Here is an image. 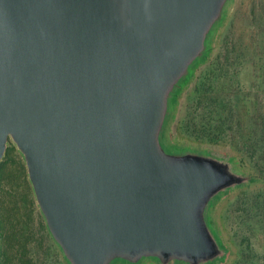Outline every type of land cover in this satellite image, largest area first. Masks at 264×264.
<instances>
[{"label":"water","instance_id":"water-1","mask_svg":"<svg viewBox=\"0 0 264 264\" xmlns=\"http://www.w3.org/2000/svg\"><path fill=\"white\" fill-rule=\"evenodd\" d=\"M235 0H0V162L12 143L65 264H220L239 160L170 136Z\"/></svg>","mask_w":264,"mask_h":264},{"label":"trees","instance_id":"trees-1","mask_svg":"<svg viewBox=\"0 0 264 264\" xmlns=\"http://www.w3.org/2000/svg\"><path fill=\"white\" fill-rule=\"evenodd\" d=\"M257 5L261 9L259 15L255 12ZM251 12L252 24L255 25L256 31H264V0H254ZM262 36L253 40L256 48L263 51V63L260 68L264 76V35ZM233 50L232 39H219L217 34L210 56L198 65L195 74L177 95L176 109L170 123V136L178 145L212 146L225 144L228 140L230 144L239 146L237 149L243 152L241 159L249 158L257 164L256 180L260 185L252 189L241 188L236 193L234 208L230 211L233 215H228L229 222L223 220L221 214L219 216L223 221L215 224L225 243L231 240L235 245V240L239 239L244 245L243 251L235 253L230 248V255L220 264L226 261L229 264H264V109L261 108L257 112L253 100V113H247L246 119L240 116L237 101L240 93L234 84H225L224 81L227 77L234 80L235 74L238 73ZM245 105L249 106V103L246 101ZM238 138H242V143ZM13 150L15 147L10 143L0 162V264H60V252L49 237L39 211V236L35 235V232H29L32 220L30 213L36 206L29 183L28 190L15 195L14 186L19 175L11 172L5 174L8 172L6 164ZM21 172L26 180L23 164ZM2 190H8L15 198L12 205L7 206ZM18 196L19 199H16ZM26 205H32V208ZM23 209L25 210L22 211ZM27 212L28 215H25ZM254 222L260 229L257 238H260L262 250L259 253L255 252L252 246V238L256 234L253 232ZM32 242L38 246L36 249L31 248Z\"/></svg>","mask_w":264,"mask_h":264},{"label":"rangeland","instance_id":"rangeland-1","mask_svg":"<svg viewBox=\"0 0 264 264\" xmlns=\"http://www.w3.org/2000/svg\"><path fill=\"white\" fill-rule=\"evenodd\" d=\"M254 0H235L232 8L227 15L224 23L220 26L217 34L218 38L221 39L223 37L231 38L233 47H234V55L235 64L238 68L237 75L235 74V79L230 80V78H225V84L228 82L234 84L237 90L240 93L239 99H237L239 103V112L242 118L246 119L247 113L252 114L254 110V101L256 104V111L264 109V76L262 74V70L260 66L262 65L263 51H259L260 48H256L257 45L253 39L262 38L264 35V31L261 30L260 33L256 31L255 25L252 24L251 20V9L253 6ZM257 1V0H255ZM255 12L261 13V9L258 5L255 7ZM221 29V30H220ZM220 31V32H219ZM216 34V37H217ZM256 48V49H255ZM258 51L255 53L254 51ZM210 56V55H209ZM208 56V57H209ZM253 60H252V59ZM206 60V59H205ZM204 60V61H205ZM202 61V62H204ZM203 65V64H202ZM198 67V66H197ZM196 67V69H197ZM196 69L193 75L196 72ZM254 100V101H253ZM249 103L245 105V102ZM173 126V122L171 124V129ZM180 141V140H177ZM238 141L242 143V138H238ZM204 148L211 149L218 152L228 153L230 155H234L240 162L239 166L241 169L249 172L255 179L258 177V166L254 164V162L250 161V159L243 160L241 159V155L243 156V152L238 150L236 144H230L227 140L225 144L222 145H201ZM236 146V147H235ZM246 154V153H245ZM21 164L24 165L20 155L17 150H13L10 154V159L7 161L6 168L7 171L5 174L8 175L11 173H17L19 176L15 183H17L14 187L15 195H20L23 191L28 190V180L24 179V175L21 172ZM25 167V166H24ZM260 185L259 182H255L251 186L243 187L252 189L254 186ZM240 189L233 191L226 196H223L220 201L217 203L216 208L214 210V221L221 222L225 220L227 223L229 222L228 215L232 216V209L234 208V200L236 199V193L239 192ZM2 195L5 198V202L7 206L12 205V201L15 199L8 190H2ZM229 195V196H228ZM32 196V194H31ZM228 196V197H227ZM19 199V196L16 197ZM21 204V201H20ZM29 204V203H28ZM35 205V204H34ZM28 205H26L27 207ZM28 208H32V205H29ZM23 209L22 211H24ZM28 215V212L25 215ZM38 209L35 206L34 211L31 210L30 217L32 218L29 226V232L37 234V225H38ZM222 214L223 220L219 215ZM26 218V217H25ZM253 232L256 234L252 238V246L256 250L255 252H260L262 250L260 238L258 239L257 235L260 234V229L257 223H253ZM236 244L233 245L231 240H227L226 244L231 248V250L235 253L240 250H244V245L241 244L239 239H236ZM41 243V242H39ZM36 243H31V248L36 249ZM33 255V254H32ZM231 257V256H230ZM60 264H65L60 255ZM224 264H229L227 261Z\"/></svg>","mask_w":264,"mask_h":264}]
</instances>
